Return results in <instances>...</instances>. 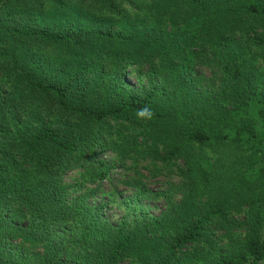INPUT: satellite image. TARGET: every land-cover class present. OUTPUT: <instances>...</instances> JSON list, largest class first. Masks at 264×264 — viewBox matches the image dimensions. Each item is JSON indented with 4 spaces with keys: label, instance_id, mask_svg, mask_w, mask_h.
Returning a JSON list of instances; mask_svg holds the SVG:
<instances>
[{
    "label": "trees",
    "instance_id": "obj_1",
    "mask_svg": "<svg viewBox=\"0 0 264 264\" xmlns=\"http://www.w3.org/2000/svg\"><path fill=\"white\" fill-rule=\"evenodd\" d=\"M261 61L264 0H0V264H264ZM127 160L182 161L180 202L93 221L72 193Z\"/></svg>",
    "mask_w": 264,
    "mask_h": 264
},
{
    "label": "rangeland",
    "instance_id": "obj_2",
    "mask_svg": "<svg viewBox=\"0 0 264 264\" xmlns=\"http://www.w3.org/2000/svg\"><path fill=\"white\" fill-rule=\"evenodd\" d=\"M260 63L262 72H264V61H261ZM193 74L202 78L204 84L205 80L212 78L211 71L206 67L196 68ZM125 79L131 87H139L144 83V79L139 77L135 72L127 73ZM256 154H259V152L255 150V155ZM113 157V153L105 152L99 158L103 162H106L108 166H115L114 161H112ZM182 168V161H173L171 164L165 165L159 163L154 164L149 162V160H141L137 165H133L131 160H127L124 165L112 168L108 180H104L101 183L96 181L81 185V188L74 191L72 196L75 197L85 194L87 197L86 200L90 205L102 206L100 214H98L93 220L96 221L97 218L100 224L114 225L128 213L156 216L159 215L161 211H164L166 202H180L182 193L177 190V187L182 186L184 182L186 183V180L182 176ZM118 180H120V183H117ZM64 183L65 185L71 186L82 184L80 183L79 172L73 171L66 174L64 177ZM96 184L101 185L99 188H96ZM125 184H141L146 190L160 193L162 196L156 200H137L133 197L135 190ZM241 218H243V216H241ZM245 232V230L241 229L237 234L243 236ZM260 234H264V226L260 229ZM102 237L103 234H100V238L95 234L92 235L89 240L92 242L100 241L104 243L107 235L105 234V238ZM149 237L153 236L149 235ZM199 251L204 254L208 253L209 246H207L206 243H203L196 248L182 249L178 253V256L181 259L188 260L189 256L193 253L196 254ZM204 260L196 262L193 259H189L185 262L186 264H203ZM134 262L136 261L132 260V257L130 256L122 259L119 264H135Z\"/></svg>",
    "mask_w": 264,
    "mask_h": 264
},
{
    "label": "clouds",
    "instance_id": "obj_3",
    "mask_svg": "<svg viewBox=\"0 0 264 264\" xmlns=\"http://www.w3.org/2000/svg\"><path fill=\"white\" fill-rule=\"evenodd\" d=\"M153 116H154V112L147 107L137 110V117L140 119L151 120Z\"/></svg>",
    "mask_w": 264,
    "mask_h": 264
}]
</instances>
